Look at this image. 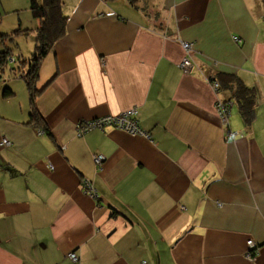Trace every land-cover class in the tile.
I'll use <instances>...</instances> for the list:
<instances>
[{"label":"crops","instance_id":"obj_1","mask_svg":"<svg viewBox=\"0 0 264 264\" xmlns=\"http://www.w3.org/2000/svg\"><path fill=\"white\" fill-rule=\"evenodd\" d=\"M62 2L65 34L36 82L42 123L26 85L0 80V264H264V0ZM219 72L256 89L250 125L235 100L221 120ZM129 108L147 135H77Z\"/></svg>","mask_w":264,"mask_h":264},{"label":"trees","instance_id":"obj_2","mask_svg":"<svg viewBox=\"0 0 264 264\" xmlns=\"http://www.w3.org/2000/svg\"><path fill=\"white\" fill-rule=\"evenodd\" d=\"M131 6L144 9L146 7L142 3L147 0H126ZM29 10L34 18L39 20L38 25L31 29L13 30L10 34H0V39L5 36H14L15 34L22 32L28 34L33 32L34 37V49L31 53L28 61L24 59H17V57L11 55L6 49L0 52V77L2 76L3 67L9 61H18L19 64L9 68L13 77L23 78L29 95V105L31 107L29 113V122L34 121L42 123V117L34 108V100L39 93V89L36 87L37 78L39 75V66L47 53H49L54 47L55 43L65 34L67 17L63 12L62 0H29ZM13 58L12 60L10 58ZM210 81H216L218 83L217 92H221L227 89L231 93V97L225 98L233 103L235 100L238 104V112L242 122L248 126L254 118L255 109V95L256 89L254 87L247 86L240 77L235 73L219 72L214 76H210ZM12 94L11 89L8 86H4L2 95L7 96ZM44 132V129H40ZM70 259V258H69ZM71 260V259H70ZM72 261V260H71Z\"/></svg>","mask_w":264,"mask_h":264},{"label":"built area","instance_id":"obj_3","mask_svg":"<svg viewBox=\"0 0 264 264\" xmlns=\"http://www.w3.org/2000/svg\"><path fill=\"white\" fill-rule=\"evenodd\" d=\"M235 40L239 41V39L237 38H235ZM180 44L185 54L183 55L179 65L183 69L189 70L192 62H191L190 56L186 53H188V51L191 49L192 43L189 41L180 40ZM10 59L12 60L13 58L11 57ZM209 83L211 84L212 88L215 91H217L218 83L216 81H210V80H209ZM215 105H216V109L220 115L221 120L226 122L227 120L226 117L230 113L232 102L226 99H217ZM135 115H136V109L129 108V109L122 111L121 113L117 115H106L102 117L79 121L77 122V125H76L77 135H80L81 133L87 130H91L93 128L103 130L107 126L124 129L125 131L131 134L147 135L146 132L140 128ZM39 131L41 132V130ZM226 132H227L226 133L227 139H233L235 137L236 133L231 131L230 129H228ZM1 142L5 145L10 144V141H8V139L6 138H2ZM104 158H105L104 155L101 153H96L93 155V161L95 165L97 166L101 165ZM81 187L85 193L91 196L96 195L95 189H93V187L88 181L83 180L81 183ZM247 245H248V248H247L246 253L247 255L252 256L256 250L255 243L252 241V239H248ZM68 257L72 261H77V258H78L75 252H69Z\"/></svg>","mask_w":264,"mask_h":264},{"label":"rangeland","instance_id":"obj_4","mask_svg":"<svg viewBox=\"0 0 264 264\" xmlns=\"http://www.w3.org/2000/svg\"><path fill=\"white\" fill-rule=\"evenodd\" d=\"M28 2L29 0H0V34H10L17 28L24 30L38 25L39 20L31 15ZM11 37L5 36L3 39H0V52L8 49L11 55L15 57L20 55L17 59H24L27 62L34 49L32 32L28 34L19 32ZM189 51L186 54L190 56ZM17 64H19L18 61L6 63L2 68L3 72L1 73L0 80H17L25 85L23 78H12V74L9 71L10 67Z\"/></svg>","mask_w":264,"mask_h":264}]
</instances>
